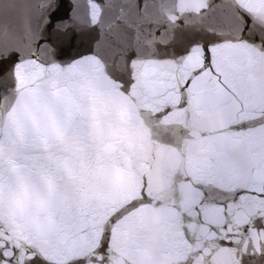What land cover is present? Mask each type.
Wrapping results in <instances>:
<instances>
[{
	"label": "snow or ice",
	"instance_id": "6c2138e0",
	"mask_svg": "<svg viewBox=\"0 0 264 264\" xmlns=\"http://www.w3.org/2000/svg\"><path fill=\"white\" fill-rule=\"evenodd\" d=\"M0 264H264V0H0Z\"/></svg>",
	"mask_w": 264,
	"mask_h": 264
},
{
	"label": "water",
	"instance_id": "95a60500",
	"mask_svg": "<svg viewBox=\"0 0 264 264\" xmlns=\"http://www.w3.org/2000/svg\"><path fill=\"white\" fill-rule=\"evenodd\" d=\"M69 2H71V0H69ZM78 4L80 12L83 13L86 9V0H78Z\"/></svg>",
	"mask_w": 264,
	"mask_h": 264
}]
</instances>
